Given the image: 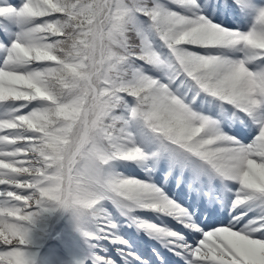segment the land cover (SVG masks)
<instances>
[{
	"label": "snow or ice",
	"instance_id": "1",
	"mask_svg": "<svg viewBox=\"0 0 264 264\" xmlns=\"http://www.w3.org/2000/svg\"><path fill=\"white\" fill-rule=\"evenodd\" d=\"M50 206L82 264H264V0H0V264Z\"/></svg>",
	"mask_w": 264,
	"mask_h": 264
},
{
	"label": "rangeland",
	"instance_id": "2",
	"mask_svg": "<svg viewBox=\"0 0 264 264\" xmlns=\"http://www.w3.org/2000/svg\"><path fill=\"white\" fill-rule=\"evenodd\" d=\"M14 3H19L20 1L13 0ZM121 168L117 167L120 171ZM140 171V170H139ZM124 175H129L126 173ZM137 175V174H133ZM137 176H141L137 175ZM156 179V178H154ZM162 179V177H160ZM157 182L159 180L156 179ZM171 188V185H169ZM179 194V190H177ZM49 214L51 218L64 217L63 222L55 227L56 224L46 226L44 228V233L49 239L53 235V241H40V239L35 240V230L32 227H37V222L33 219L30 228L31 243L28 247V251L34 261V264H81V262L86 261L87 256L91 250V242L86 241V239L81 235L80 231L77 230L76 221L71 216L68 211L64 214L65 210L50 206ZM113 211L112 209H110ZM243 210V209H241ZM38 212V211H37ZM114 212V211H113ZM145 219L156 221V217L152 213H139ZM249 216L252 215L251 212L248 213ZM167 219V218H164ZM174 224V222H172ZM55 227V228H54ZM90 227V226H89ZM53 233L52 235H47V233ZM134 232V234H132ZM121 234L128 240L129 245L134 246L136 250L140 253H146L155 244L150 241L143 232H137L134 227L122 229ZM105 247L108 248L109 253L112 252L111 246L107 245V242H101ZM7 247V246H5Z\"/></svg>",
	"mask_w": 264,
	"mask_h": 264
},
{
	"label": "trees",
	"instance_id": "3",
	"mask_svg": "<svg viewBox=\"0 0 264 264\" xmlns=\"http://www.w3.org/2000/svg\"><path fill=\"white\" fill-rule=\"evenodd\" d=\"M16 1L18 2L20 0H16ZM245 27H246V25H245ZM117 167L118 168H121L120 169V172H122L123 174H125V171H126V173H128L129 175H132V172L133 171H136L135 165H132L130 167L125 168V167H121L118 164ZM48 212H49V210H47V211H38L36 213V215L33 217V219L37 222V227H32V229L34 228L33 230H35V235H34L35 240H36V238L37 239H40V240H44V238L47 239V236L44 233V228H46V226H53L57 222V220H58V217L52 219L51 218V215ZM66 215H67V213H66ZM51 222H52V224L53 223L54 224L53 225L52 224L49 225ZM61 222H63V219H61L58 223H56L55 226L59 225Z\"/></svg>",
	"mask_w": 264,
	"mask_h": 264
},
{
	"label": "bare ground",
	"instance_id": "4",
	"mask_svg": "<svg viewBox=\"0 0 264 264\" xmlns=\"http://www.w3.org/2000/svg\"><path fill=\"white\" fill-rule=\"evenodd\" d=\"M176 227H179L178 225H176Z\"/></svg>",
	"mask_w": 264,
	"mask_h": 264
}]
</instances>
